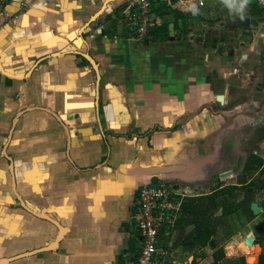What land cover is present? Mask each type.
<instances>
[{
    "label": "crops",
    "instance_id": "crops-1",
    "mask_svg": "<svg viewBox=\"0 0 264 264\" xmlns=\"http://www.w3.org/2000/svg\"><path fill=\"white\" fill-rule=\"evenodd\" d=\"M127 1L0 0V264L134 259L142 183L205 197L252 181L264 196L262 9L250 0L241 20L222 0H159L181 18L152 13L168 38L151 42L125 25ZM174 232L155 264L213 262ZM248 234L249 255L234 249ZM224 242L217 264L264 263V233Z\"/></svg>",
    "mask_w": 264,
    "mask_h": 264
},
{
    "label": "built area",
    "instance_id": "built-area-1",
    "mask_svg": "<svg viewBox=\"0 0 264 264\" xmlns=\"http://www.w3.org/2000/svg\"><path fill=\"white\" fill-rule=\"evenodd\" d=\"M255 2L264 13V0ZM123 21L138 38H143L150 28L161 24V20L152 14L151 0H128ZM186 194L162 181L142 183L137 187L131 221L138 246L134 259L125 264H155L160 236L174 228Z\"/></svg>",
    "mask_w": 264,
    "mask_h": 264
},
{
    "label": "trees",
    "instance_id": "trees-1",
    "mask_svg": "<svg viewBox=\"0 0 264 264\" xmlns=\"http://www.w3.org/2000/svg\"><path fill=\"white\" fill-rule=\"evenodd\" d=\"M151 11L154 15L162 16V12H166L167 14H171L174 17L172 27L173 29L177 28L176 22L181 18L180 14L174 10H171L169 7H166L159 0L151 1ZM260 13V11H258ZM147 38L151 42L156 41H165L168 38V30L167 24L163 23L160 26L152 27L147 32ZM252 186H258L255 182L250 181L247 188ZM243 191L245 187H231L227 189H219L209 195L204 197L205 201V209L198 210L196 206H204L199 202H202L203 199H189V202L181 203L179 209V216L176 220L174 229L175 231L182 232L183 228L187 226H191L192 229L186 233L182 239L181 245L185 250H192L198 247L208 246L210 249H214L212 254L213 262L211 264H217V261L222 258V250L217 249L225 240L229 239L231 231L227 229V224H225L226 217L232 213L231 207H223L220 211V214L214 216L211 213L212 210L216 208L215 201L220 197H231L233 196L234 191ZM204 203V202H203ZM242 204V202H238L237 205ZM200 211V212H199ZM228 247V246H227ZM249 246L241 245L239 248H234L239 250L243 254L249 255L252 251L251 249L248 251ZM232 250V249H230ZM230 250H228L230 252ZM241 264L243 263V259H239ZM257 264H264L262 259H258Z\"/></svg>",
    "mask_w": 264,
    "mask_h": 264
},
{
    "label": "rangeland",
    "instance_id": "rangeland-1",
    "mask_svg": "<svg viewBox=\"0 0 264 264\" xmlns=\"http://www.w3.org/2000/svg\"><path fill=\"white\" fill-rule=\"evenodd\" d=\"M248 190H249L248 188H245L244 192H242L243 193L242 195L238 194L232 199V201H233L232 203H235L236 201L242 202L241 206L239 207V210L242 212L239 211L236 213L235 210L231 206V208L233 209V210H231L232 213L229 215V217H226V220H225V222H226L225 224H227V229H229L231 231V234L234 233L236 230L237 231H245L248 229L254 231L256 234H259V233L263 234L264 233V214L260 215L255 221L249 223L248 226H244L245 221H247L249 218L253 217V215L250 211V204L255 203V204H257L258 207L264 205V196H261L262 192H260V194H259V192H257L254 189L251 191H248ZM200 198L203 200H202V202H199V203L204 205L205 201H206V200L204 201V196H198V195H194L192 193L186 194V196L182 199V204L184 202H187V201L189 202V199H194V201L195 200L197 201V199H200ZM224 200H223V198H219L218 200H216L215 201L216 208L214 210H212L210 214L217 216L220 214L221 206L229 207V206H227V204L231 203V199L230 198L229 199L224 198ZM196 208L198 210L205 209V205L204 206H196ZM242 214H244L245 217ZM232 216H236V219H237V221H235L236 227H232V224H231L232 221L236 220V219L232 220ZM191 229H192L191 226H187V227L183 228L182 232L175 231L173 233V235L175 238H177V240H180L184 237L185 233H187ZM225 244H227V243L223 242L222 244H220V246L221 245L224 246ZM239 246L240 245H238L237 247L239 248ZM225 251H228V250L225 249ZM249 257L252 258V256H249ZM250 264H253V262H251Z\"/></svg>",
    "mask_w": 264,
    "mask_h": 264
},
{
    "label": "clouds",
    "instance_id": "clouds-1",
    "mask_svg": "<svg viewBox=\"0 0 264 264\" xmlns=\"http://www.w3.org/2000/svg\"><path fill=\"white\" fill-rule=\"evenodd\" d=\"M222 3L230 13L235 14L239 19L243 20L249 7L250 0H222ZM191 10L194 15L199 14V9L195 5L191 6Z\"/></svg>",
    "mask_w": 264,
    "mask_h": 264
},
{
    "label": "water",
    "instance_id": "water-1",
    "mask_svg": "<svg viewBox=\"0 0 264 264\" xmlns=\"http://www.w3.org/2000/svg\"><path fill=\"white\" fill-rule=\"evenodd\" d=\"M250 211H251L253 216H256L260 212V207H258L257 204H255V203H251L250 204ZM253 241H254V239H253L252 235H246L244 240H243V243L247 246H251L253 244ZM250 260H251V258L248 257L247 258V264L251 263Z\"/></svg>",
    "mask_w": 264,
    "mask_h": 264
},
{
    "label": "bare ground",
    "instance_id": "bare-ground-1",
    "mask_svg": "<svg viewBox=\"0 0 264 264\" xmlns=\"http://www.w3.org/2000/svg\"><path fill=\"white\" fill-rule=\"evenodd\" d=\"M248 235H251V234H248ZM249 247H251V246H249ZM253 261H254V258H251L250 262H253Z\"/></svg>",
    "mask_w": 264,
    "mask_h": 264
}]
</instances>
